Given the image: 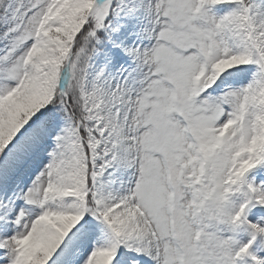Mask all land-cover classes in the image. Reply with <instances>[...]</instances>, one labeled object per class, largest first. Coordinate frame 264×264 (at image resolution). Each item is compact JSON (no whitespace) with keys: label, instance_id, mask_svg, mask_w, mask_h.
Returning <instances> with one entry per match:
<instances>
[{"label":"snow or ice","instance_id":"obj_1","mask_svg":"<svg viewBox=\"0 0 264 264\" xmlns=\"http://www.w3.org/2000/svg\"><path fill=\"white\" fill-rule=\"evenodd\" d=\"M0 264H264V0H0Z\"/></svg>","mask_w":264,"mask_h":264}]
</instances>
